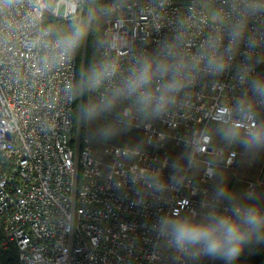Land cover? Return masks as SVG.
<instances>
[{
  "label": "built area",
  "instance_id": "built-area-1",
  "mask_svg": "<svg viewBox=\"0 0 264 264\" xmlns=\"http://www.w3.org/2000/svg\"><path fill=\"white\" fill-rule=\"evenodd\" d=\"M87 1L0 0V249L14 251L17 264L30 255L33 264H223L178 257L151 225L164 213L200 211L213 173L232 169L238 151L215 143L212 122L244 133L264 127V98L241 74L264 77V0H92L89 12L104 17L102 26L92 22L90 62L102 52L128 62L174 37L194 62L210 38L227 44L231 29L244 27L223 74L193 66L168 116L131 126L141 145L98 149L81 144L78 109L74 117L65 93L76 78L77 41L53 36L45 22L69 20ZM172 162L181 183L163 193L129 180L144 168L172 177ZM242 254L234 264H249Z\"/></svg>",
  "mask_w": 264,
  "mask_h": 264
},
{
  "label": "clouds",
  "instance_id": "clouds-1",
  "mask_svg": "<svg viewBox=\"0 0 264 264\" xmlns=\"http://www.w3.org/2000/svg\"><path fill=\"white\" fill-rule=\"evenodd\" d=\"M68 34H78V42L71 50L74 57L87 38L82 27H73ZM244 27L235 25L223 38H210L197 54L194 62L180 51L181 41L173 38L162 42L156 51L138 52L130 61L103 52L87 65L78 76L65 85L66 97L73 101L88 96L78 107L79 121L91 124L106 116L111 122L96 128L95 135L106 140L134 123H145L168 116L178 104L180 94L189 86V71L202 66L209 75H221L229 67L243 39ZM248 47L252 46L249 40ZM241 74L250 80L254 96L264 98V77H251L247 69ZM225 139L248 151L264 148V127L244 133L232 130ZM174 174L165 178L159 170L144 168L129 176L132 184L143 193H163L173 184H180L179 167L172 162ZM219 169L211 177L212 190L206 194L201 210L185 215L164 213L156 218L151 229L157 239L178 257L197 260L200 257L218 259L223 264H234L252 242H264V204L259 201L256 188L242 192L231 190L219 180ZM25 264H33L27 256ZM40 264H44L43 258Z\"/></svg>",
  "mask_w": 264,
  "mask_h": 264
},
{
  "label": "rangeland",
  "instance_id": "rangeland-1",
  "mask_svg": "<svg viewBox=\"0 0 264 264\" xmlns=\"http://www.w3.org/2000/svg\"><path fill=\"white\" fill-rule=\"evenodd\" d=\"M91 1L92 0L87 1L84 9L87 14V18L89 16V18L91 19L89 23L86 19V23H88L87 26L91 28V26H93L92 22L95 23V25L99 23V26H102V23L99 22V20L101 21L104 15L97 13L94 9L89 12ZM83 6L80 9H75L73 13L71 12L72 18L69 20H74L76 22V25H78L80 22V18H81L80 14L81 11L83 10ZM60 10H62V6H60ZM113 118H114L113 116L109 115L102 120L94 121L91 124H85L84 125L85 128L84 140L86 141L85 143L89 144L93 149H98L107 144H124L131 141H134V143L135 142L142 143V138L140 136V133L135 131L134 133L130 134L129 127L121 131H118L111 138H108L106 140L99 139L95 135L96 128L100 127L105 123L111 122ZM151 122H153V120ZM78 126H79V133L81 134L80 121L78 123ZM232 130H236V129L232 128L228 124H222L218 122L214 124L211 123L208 129L209 133L214 137L216 144L224 148L230 147L238 151L232 169L221 170L222 173L220 172L221 174L218 177V179L226 183L231 190L236 192H242L245 189H247L246 185L256 188L257 192L261 196L260 199L261 201L262 199H264V148H261L259 151H255V150L248 151L245 150L241 145L237 143H232L231 140H226L225 139L226 132H230L232 133L233 136H235V133L232 132ZM178 152H177L178 155L176 156L177 160H179L178 157L182 156L183 154V151L181 150H178ZM213 184H214V180L211 186H213Z\"/></svg>",
  "mask_w": 264,
  "mask_h": 264
},
{
  "label": "trees",
  "instance_id": "trees-1",
  "mask_svg": "<svg viewBox=\"0 0 264 264\" xmlns=\"http://www.w3.org/2000/svg\"><path fill=\"white\" fill-rule=\"evenodd\" d=\"M103 0H95V7H97L99 4H101ZM85 5L83 6V10L81 11V18L80 22L78 25H76V22L74 20H60L57 18H52L50 16L45 17V22L46 24L51 26V34L53 36H59L63 38H74L78 42L79 35L78 34H68L69 30L73 27H82L85 29V23L87 19V14L85 12ZM96 34V29L91 26L89 28V33L87 35V40H86V45L83 48L82 44L76 54V77L79 74V71L82 69L83 66L87 65L90 63L91 60V48L93 44V40L95 38ZM88 101V96L83 97L82 99L79 98L74 101V106H75V111H74V117L75 114L77 113V109L80 104L86 103ZM215 122H212L214 124ZM84 123L81 122V134H80V139H81V144H87L85 143L86 141L84 140V133H85V128H84ZM139 132L138 129L129 127V132L130 134L134 132ZM140 133V132H139ZM141 136V133H140ZM142 138V137H141ZM130 145L138 144L141 145V143H137L134 141L128 142ZM89 145V144H88ZM242 259L247 261L249 264H264V242H252L249 244L245 250L243 251L242 254ZM17 256L14 251H6V250H1L0 249V264H17Z\"/></svg>",
  "mask_w": 264,
  "mask_h": 264
},
{
  "label": "crops",
  "instance_id": "crops-1",
  "mask_svg": "<svg viewBox=\"0 0 264 264\" xmlns=\"http://www.w3.org/2000/svg\"><path fill=\"white\" fill-rule=\"evenodd\" d=\"M220 172L222 173V171H220ZM221 173H220V174H221ZM212 182H213V181H212ZM212 187H213V186H211V190H212ZM248 187H250V186H249V185H246V188H248ZM260 203H261V204H264V199H262V200L260 201Z\"/></svg>",
  "mask_w": 264,
  "mask_h": 264
}]
</instances>
